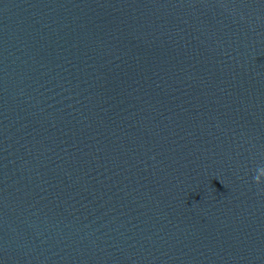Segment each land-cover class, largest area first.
I'll return each instance as SVG.
<instances>
[{
  "label": "water",
  "instance_id": "95a60500",
  "mask_svg": "<svg viewBox=\"0 0 264 264\" xmlns=\"http://www.w3.org/2000/svg\"><path fill=\"white\" fill-rule=\"evenodd\" d=\"M264 0H0V264H264Z\"/></svg>",
  "mask_w": 264,
  "mask_h": 264
},
{
  "label": "clouds",
  "instance_id": "9594fccd",
  "mask_svg": "<svg viewBox=\"0 0 264 264\" xmlns=\"http://www.w3.org/2000/svg\"><path fill=\"white\" fill-rule=\"evenodd\" d=\"M262 179H264V166L257 168L256 175L254 177L256 183H260Z\"/></svg>",
  "mask_w": 264,
  "mask_h": 264
}]
</instances>
